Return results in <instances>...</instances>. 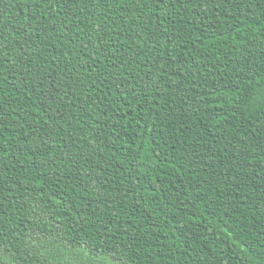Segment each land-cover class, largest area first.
I'll return each instance as SVG.
<instances>
[{
  "label": "trees",
  "instance_id": "1",
  "mask_svg": "<svg viewBox=\"0 0 264 264\" xmlns=\"http://www.w3.org/2000/svg\"><path fill=\"white\" fill-rule=\"evenodd\" d=\"M0 264H264V0H0Z\"/></svg>",
  "mask_w": 264,
  "mask_h": 264
}]
</instances>
